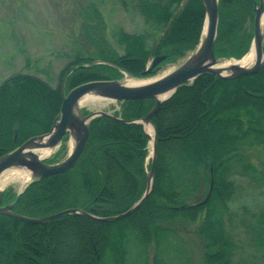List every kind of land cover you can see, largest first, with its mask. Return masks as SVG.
<instances>
[{"label": "trees", "instance_id": "trees-1", "mask_svg": "<svg viewBox=\"0 0 264 264\" xmlns=\"http://www.w3.org/2000/svg\"><path fill=\"white\" fill-rule=\"evenodd\" d=\"M255 1L259 0H219L218 58L241 59L249 52ZM120 2L144 17L151 28L149 34L118 27L112 44L103 16L92 4L86 8L83 48L61 73L59 86L54 88L40 77L24 73L0 84V156L51 130L61 112L65 78L68 93L89 81L122 79L123 72L150 77L161 64L186 57L201 41L206 16L202 0ZM156 56L165 59L144 75ZM36 94L46 104L43 117L32 114L27 104ZM155 103L154 99L120 102V110L114 114L124 120L141 119ZM153 123L158 149L153 188L138 209L109 222L69 214L35 224L0 214V264H146L147 247L152 244L153 264H168L166 259L189 264L180 232L194 224L204 264H237V244L228 229L237 215L233 212V200L240 190L236 175L264 181V172L247 157L252 147L264 151V68L235 79L199 76L179 87ZM68 138L66 135L63 141ZM149 154L150 138L142 125L98 116L91 122L86 148L73 169L33 179L21 194L5 189L4 204H13L15 212L29 217L68 208L102 217L121 214L146 192L152 164ZM245 227L260 253L250 264H264V213ZM113 230L117 240L112 243Z\"/></svg>", "mask_w": 264, "mask_h": 264}, {"label": "rangeland", "instance_id": "rangeland-1", "mask_svg": "<svg viewBox=\"0 0 264 264\" xmlns=\"http://www.w3.org/2000/svg\"><path fill=\"white\" fill-rule=\"evenodd\" d=\"M92 4L100 10L105 22L106 35L114 45L113 34L118 27L130 33L151 32L144 17L137 11L122 6L120 0H0V84L14 74L24 73L40 77L54 88L59 86L61 73L83 48L81 33L83 23L87 19L86 8ZM151 44L152 42L148 41V45ZM190 53L176 63L161 64L153 76L137 78L123 72L120 80L126 81L127 76L137 80L158 78L177 67ZM27 104L32 114L36 116L43 117L47 112L44 99L39 94L28 98ZM84 109L89 113L97 110L114 113L120 110V102L99 99L82 106V110ZM152 135L154 136V132ZM71 148L70 138L62 141L48 156V162L57 163L66 159ZM151 154L150 143L149 160H152ZM57 155L58 159L55 162ZM247 157L258 170L264 172L262 147L248 149ZM15 169L25 168L15 167L9 170ZM32 180V176L22 182L13 179L1 187L11 188L14 193L19 194ZM236 181L240 184V190L233 200V212H237V215L235 214L228 229L234 235L237 244L234 262L250 264L258 260L260 253L256 251L254 236L246 229L245 224L255 222L258 216L264 213V181L255 182L251 177L241 173L236 175ZM245 207L249 212L244 210ZM110 239L112 243L117 240V231H112ZM180 239L190 255L189 264H204V251L200 236L197 234V224L183 229L180 232ZM153 249V244L147 247L146 264H153ZM166 261L168 264H178L176 260Z\"/></svg>", "mask_w": 264, "mask_h": 264}, {"label": "water", "instance_id": "water-1", "mask_svg": "<svg viewBox=\"0 0 264 264\" xmlns=\"http://www.w3.org/2000/svg\"><path fill=\"white\" fill-rule=\"evenodd\" d=\"M202 1L206 16L201 41L190 55L170 72L144 84H131L120 79L93 80L74 87L68 93L65 90V78L62 85L63 103L61 112L55 119L51 130L28 138L15 149L0 156V214L35 224H45L69 214H81L98 221L109 222L131 215L147 200L153 188L154 169L158 153L157 132L153 118L176 94L179 87L206 74L216 75L222 79H235L241 76L256 74L264 68V0L255 1L254 38L249 53L254 52L256 59L249 66L235 63L230 66H221L222 63L228 61L225 58H218L215 54V42L219 24V0ZM164 59L165 56L154 57L150 66L143 74L147 75L152 72ZM240 60L234 59V61ZM89 94L94 95L98 99L118 102L154 99L156 103L144 118L124 120L114 113L105 110H97L85 114L80 102L84 96ZM98 116H108L123 123L140 124L149 136L150 143L153 140L152 165L147 175V189L138 202L126 212L107 217L98 216L93 212L78 208L64 209L43 217H29L15 212L13 204H4L5 189L1 187L3 173L11 168L23 167L30 170L33 179H40L46 176L65 173L73 169L86 148L90 136L91 122ZM149 125H152L154 130L153 138L147 131V126ZM17 135L16 131L15 141L17 140ZM66 135H69V138L73 141L72 148L66 159L57 163H49L48 157H40L39 151L41 149L51 148L54 150L61 144Z\"/></svg>", "mask_w": 264, "mask_h": 264}, {"label": "bare ground", "instance_id": "bare-ground-1", "mask_svg": "<svg viewBox=\"0 0 264 264\" xmlns=\"http://www.w3.org/2000/svg\"><path fill=\"white\" fill-rule=\"evenodd\" d=\"M256 59L255 53L251 52L249 53L244 59L240 60V61H233V62H224L221 64V66H230L231 64H238V65H244V66H249L251 64L254 63ZM157 78H152V79H147V80H137L134 78H131L129 76H127L126 82L131 83V84H144L150 81H153ZM97 100H99L97 97H95L92 94L86 95L82 98L80 105L84 106L87 104H91L96 102ZM147 131L151 134L152 138H153V127L152 125L147 126ZM71 142L73 143V141L71 140ZM153 144V140L151 141V145ZM53 152V149L51 148H46V149H41V151H39L40 157H48L51 153ZM31 176V172L28 169H23V170H8L5 173H3L2 177L3 179L1 180V185H6L8 184L11 180L16 179L19 182H22L24 179L29 178ZM1 177V178H2Z\"/></svg>", "mask_w": 264, "mask_h": 264}]
</instances>
